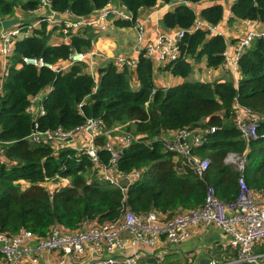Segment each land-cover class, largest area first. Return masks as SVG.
<instances>
[{"label": "trees", "instance_id": "16d2710c", "mask_svg": "<svg viewBox=\"0 0 264 264\" xmlns=\"http://www.w3.org/2000/svg\"><path fill=\"white\" fill-rule=\"evenodd\" d=\"M50 1L54 11L77 17L87 16L110 2ZM118 1L134 20L140 8L172 0ZM177 1L173 9L163 14L162 24L167 29H189L196 13L186 2L201 0ZM38 2L0 0V27L2 20L17 18L15 9L30 13ZM230 10L233 18L264 22V0H235ZM199 15L206 23L216 25L222 18L223 6L211 4L201 9ZM20 20L16 25L22 29L30 24L23 18ZM115 24L132 26L133 21L117 20ZM53 29L57 27L46 22L31 28L29 35L14 41L7 58V73L0 92V155L4 157L0 159V231L13 234L28 229L44 236L56 224L74 230L85 220L114 221L126 208L134 213L168 211L171 216L178 207L190 210L201 206L208 189L218 200L229 204L237 197V178L241 173L252 192L264 195V38L252 40L239 57V80L234 85L230 80H190L191 58H203L208 68L215 69L225 60L226 45L221 35L209 36L206 29L185 32L179 45V58L166 65L183 82L157 87L155 68L143 52L139 53L134 69L126 66L118 69L113 61L100 67L98 84L83 71L82 63L60 71L25 64L23 57L55 64L66 60L70 53L86 51L91 46V30L86 34L85 30L79 33V29L71 33L69 43L53 45L49 41ZM1 62L0 58V65ZM135 80L137 88L133 87ZM47 88L39 100L44 114L34 118L27 112L30 100ZM236 104L259 117L258 138L248 144L234 123ZM90 117L102 121L103 129L111 131L108 136L113 142L119 134L130 139L129 145L121 150L116 166L122 173L140 170L141 174L138 180L128 184L124 193L97 176L95 164L87 155L68 147L54 154L48 143L28 140L34 124L42 131L58 127L69 131ZM116 128L120 131L115 133ZM183 128L204 132L203 142L191 151L192 155L209 160L201 176L187 158L166 150L161 140L165 133ZM108 136L98 135L95 143L102 147ZM247 146L246 164L240 173L224 159L228 152L244 153ZM98 155L107 164L109 152L101 149ZM55 175L68 177L70 184L48 191L43 183Z\"/></svg>", "mask_w": 264, "mask_h": 264}, {"label": "built area", "instance_id": "2783aa9c", "mask_svg": "<svg viewBox=\"0 0 264 264\" xmlns=\"http://www.w3.org/2000/svg\"><path fill=\"white\" fill-rule=\"evenodd\" d=\"M36 12L35 20L28 24L24 29L19 26H11L0 30V56L3 63L7 62V58L13 50V43L18 38L29 35L30 29L37 27L40 23L46 22L50 27H57L64 39H68L71 33L79 29L97 25L101 21L107 19L133 21V27L137 30L138 39H143L142 23L134 19L132 14L123 6L112 7L109 2L101 9L95 10L87 16H69L62 17L60 13L54 11L51 7L50 0H39L36 8L30 12ZM246 22L252 27L250 20ZM198 28L213 30V26L206 23L202 19H195L194 24L189 29L176 28L173 31H163L158 33L155 40L149 42L142 51L143 56L149 60H157L162 64H170L175 62L180 56V42L185 32H191ZM264 38V27L262 29H250L242 38L236 42L235 51L232 57L228 56L227 51L223 52L225 56L224 62L221 64L228 72L235 73L238 71V59L244 50L249 47L254 39ZM25 64H31L35 67L46 66L55 71L53 64L42 61L40 58L23 57ZM86 60L85 53L72 52L69 54L67 61L70 65L77 64ZM118 69L124 66L134 69L137 59L127 58L123 55L117 56L114 61ZM27 112L32 114L30 105ZM44 110L41 107L37 116L43 115ZM33 116V115H32ZM234 123L239 130L242 138L248 144L250 140L258 138L257 127L259 125V117L250 109L235 105ZM111 131L103 129L102 121L99 118L90 117L86 121L73 130H63L60 127L53 130H38L34 124L33 131L28 135L31 142H44L53 147V150L62 147H68L77 151L78 154L83 153L88 156L90 161L94 163L97 176L108 181L110 184L117 186L122 193L127 189L130 182L138 180L141 174L140 170L130 173H122L117 169L116 161L119 158L121 150L128 146L130 139L126 134L113 142L108 136ZM172 137L164 139L161 137L164 147L168 151L175 152L183 157L194 159L196 166L195 171L201 176L209 165L207 158H199L192 155L191 151L194 147L203 142L204 132L201 129L183 128L176 131H170ZM108 136V140L100 147L95 143L98 135ZM75 135L84 137V142L80 147L72 144V138ZM104 149L110 154L107 164L100 161L98 152ZM228 152L225 156V163L233 165L240 173L244 170L246 164L245 153ZM120 176L127 179V183L120 184ZM66 177L55 175L51 179H45V183L61 180ZM239 187L235 201L225 204L218 200L211 189H208L203 204L192 210H184L176 212L172 216L160 218L158 211L149 210L144 213H134L126 208L122 214L114 221L99 223L96 220H85L77 228L70 231L60 225L52 226L46 235L39 236L28 229H21L13 234L0 231V257L10 261L17 262L26 258L28 263L36 264L38 260L37 252L58 251L61 253V262L67 257L77 259L83 255L88 248L91 252L99 255L92 262L87 264H136L138 253L135 251L130 256L121 258L107 256L117 247L121 246L120 232L125 229L133 237L131 244L141 243L150 244L159 235H163L169 242H179L188 236V228L194 225H215L224 232L231 235V245L237 249V261L247 264H264L258 255L253 253V244L264 241V203H258L252 196L250 189L247 187L243 174L237 178ZM230 211L231 214H227ZM35 239L34 249H28L25 243ZM216 264V263H211Z\"/></svg>", "mask_w": 264, "mask_h": 264}, {"label": "crops", "instance_id": "0c3cea01", "mask_svg": "<svg viewBox=\"0 0 264 264\" xmlns=\"http://www.w3.org/2000/svg\"><path fill=\"white\" fill-rule=\"evenodd\" d=\"M235 0H201L195 3L186 2L190 8L196 13V19H202L199 15L201 9L215 3H220L223 6V15L221 20L216 25L213 26V30H209V36L221 35L225 41V51H227L228 56L232 57L235 51L236 42L242 38L250 29H262L264 27V22L252 21V27L246 22V20H241L232 17L231 5ZM179 2L177 0H172L169 3H164L158 1L152 7L140 8L136 17V20L142 23L144 37L143 39L137 38V30L133 26H119L115 24L117 20H105L101 21L97 25L86 26L90 29L83 27L82 31L79 33L88 34L91 30L93 37L91 40V46L86 51H75L80 53H85L86 60L79 62L82 63L83 71L93 76L96 84L99 82V72L98 69L104 66L106 63L114 61L117 56L123 55L122 52L129 50L128 54L130 58L137 59L140 52H142L149 42L155 40L158 33L163 31H173V29H167L162 24V16L165 12L173 9ZM109 6L122 8V4L118 0H110ZM62 17H69V13H60ZM36 17L30 22L32 23ZM2 27H0V30ZM78 32V31H77ZM133 32L135 35L130 37ZM129 36V37H128ZM49 41L51 44L56 45L60 43H69L70 38L64 39L62 34L58 32L57 29H53L50 33ZM2 59V57L0 56ZM68 59V58H67ZM66 60H59L53 64L55 69L65 70L71 65ZM3 60V59H2ZM9 60L6 63L1 62L0 65V92L2 89V84L5 80L7 73V66ZM190 63L192 65V73L190 75V80L193 81H205V82H223L230 80L234 85H237L239 80V72L230 73L227 68L219 65L217 68H208L205 64V59H195L191 58ZM152 64L155 68L154 71V83L157 87H171L183 82V78L179 76L172 75L166 68L167 64L159 63L157 60H152ZM137 81H133V87L137 88ZM49 90L47 88L43 92L46 93ZM38 97H33L30 100L31 113L34 118L37 117L39 111L41 110V105L39 103ZM235 106V105H234ZM119 129H114L113 132H117ZM120 131V130H119ZM172 132V131H171ZM120 133V132H119ZM116 135V134H114ZM164 139L172 137L171 133H165ZM84 142V137H79L75 135L72 138V144L75 147H80ZM58 149L53 150L54 154H57ZM1 154V152H0ZM198 157V156H197ZM0 159L4 160L3 155H0ZM195 168V167H193ZM23 185L27 184L21 181ZM127 183V179L120 176V184ZM70 184L68 177L63 178L58 181L43 183V186L47 188L48 191H54L58 187L67 186ZM251 191V190H250ZM253 198L258 203H264V195L251 191ZM195 209V208H194ZM184 211V209L178 207L173 210L172 215L176 212ZM192 210V209H190ZM160 218L169 216L168 211L162 213L158 212ZM227 214H231L227 211ZM171 215V216H172ZM68 230V229H65ZM72 231V230H70ZM121 246L117 247L112 253L105 255L121 258L123 256H130L135 251L138 253L136 264H200L202 258H208L209 262L216 264H247L244 262L237 261V249L231 245V235L224 232L217 226L211 225H194L188 228V236L179 242H169L165 239L163 235H159L150 244L135 243L134 246L131 244L132 235L125 229L120 232ZM35 239H30L25 243L28 252L30 249L35 247ZM253 253L258 255V259L264 262V241L256 242L253 244ZM38 260L36 264H87L92 262L94 258H98L99 255L91 252L88 248L85 253L77 259L67 257L63 262H61V253L58 251H39L37 252ZM0 264H30L26 258L21 259L17 262L14 260L7 261L0 257Z\"/></svg>", "mask_w": 264, "mask_h": 264}, {"label": "water", "instance_id": "95a60500", "mask_svg": "<svg viewBox=\"0 0 264 264\" xmlns=\"http://www.w3.org/2000/svg\"><path fill=\"white\" fill-rule=\"evenodd\" d=\"M20 21H21V20H20V19H17V18L4 19V20L1 21V27L5 29V28H8V27H11V26H13V25L18 24ZM44 95H45V93L42 92V93H40L37 97H38L39 99H41V98L44 97ZM188 161H189V163H190L193 167L196 166V163H195L194 159L189 158ZM208 262H209V259H208V258H202V259L200 260V264H208Z\"/></svg>", "mask_w": 264, "mask_h": 264}, {"label": "rangeland", "instance_id": "374dc122", "mask_svg": "<svg viewBox=\"0 0 264 264\" xmlns=\"http://www.w3.org/2000/svg\"><path fill=\"white\" fill-rule=\"evenodd\" d=\"M36 12H33V13H23L21 10H19V9H15V16L14 17H17V18H23V19H25L27 22H31L32 20H33V18L34 17H36ZM135 35V33L133 32V34L132 35H129L130 37H133ZM128 36V37H129ZM137 36V38H138V35H136ZM128 51L129 50H125L124 52H122V54H124V56L125 57H127V58H130V56H129V54H128ZM122 136V134H119L118 135V139L120 138ZM117 139V140H118Z\"/></svg>", "mask_w": 264, "mask_h": 264}]
</instances>
